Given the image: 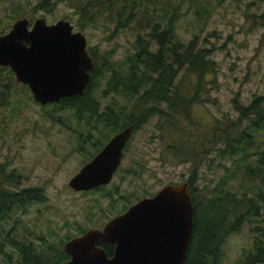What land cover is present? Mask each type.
<instances>
[{
  "label": "rangeland",
  "instance_id": "rangeland-1",
  "mask_svg": "<svg viewBox=\"0 0 264 264\" xmlns=\"http://www.w3.org/2000/svg\"><path fill=\"white\" fill-rule=\"evenodd\" d=\"M40 1L0 0V33L7 32L17 18L34 21L42 16L48 23L66 19L67 15L76 18L68 0H51L50 3H58L49 10H37ZM178 5L177 31L181 38L188 41L196 33L218 63L217 71L209 75L213 82L210 99L193 107L191 121L195 125L186 133L197 155L199 124L202 130L215 118L236 119L239 113L234 98L248 104L255 95L264 94V0H183ZM150 6L152 9L153 5ZM157 7H166L165 0L157 2ZM172 12L173 8L168 7L167 18ZM70 21L76 31H81ZM138 29L137 23L114 33V25L98 23L82 32L88 48L95 47L101 58L113 52L114 59L120 60L135 51ZM104 72V78L94 90L95 98L102 107L113 101L121 104L124 100L118 94L104 92L111 77L109 70ZM18 97L23 100L17 112L0 105V163L25 177L21 187H44L47 198L31 204L24 213L14 212L6 230L0 225V243H3L0 264H22L25 254L33 256L40 251L44 261L52 260L55 248L63 251L69 239L84 230L100 228L126 206L155 194L167 184L185 182L193 173V161L180 162L168 149L173 144V133L170 127H162L164 120L159 122L160 118L154 116L135 131L121 167L105 189L89 193L74 191L69 186L70 179L96 150L90 144L94 142L84 141L89 125L78 120L69 109L61 110L54 104L42 106L33 95L30 99L21 94ZM231 165V160L218 154L211 155L200 168L198 165L201 192L214 189ZM240 184L249 185L240 179L231 187ZM262 218L245 221L227 237L221 264H236L245 259V251L253 252L259 237L254 229L263 225Z\"/></svg>",
  "mask_w": 264,
  "mask_h": 264
},
{
  "label": "trees",
  "instance_id": "trees-1",
  "mask_svg": "<svg viewBox=\"0 0 264 264\" xmlns=\"http://www.w3.org/2000/svg\"><path fill=\"white\" fill-rule=\"evenodd\" d=\"M68 1L75 9L76 18L69 15L65 18L73 20L81 31L98 23L114 25V33L137 23L139 29L135 51L123 59H114L113 52L101 58L97 49L90 47L95 66L86 93L52 104L61 110L69 109L78 120H85L89 125L86 134L97 131L104 134V138L130 124L136 129L142 128L154 116L160 118L159 122L164 120L162 127H170L173 133V144L168 149L176 160L193 161L194 164L193 173L187 180L195 208V226L185 264H221L227 237L238 231L245 221L260 216H263V225L254 229L259 233L254 250L252 253L245 251V259L236 264L264 262V94L255 95L248 104L234 98L233 104L239 113L236 119L215 118L202 130L199 124V153L196 155L186 133L195 125L191 121L193 107L210 99L213 82L209 75L217 71L218 63L211 49L201 43L200 36L194 33L186 41L178 33L176 13L180 8L176 5L183 0H165L166 7L161 9L157 7L160 0ZM50 2L41 0L37 10H49L58 3ZM168 7H172L173 12L167 18ZM4 33L6 31L0 35ZM104 70L111 72L108 88L124 100L117 114L102 113L97 104L99 100L94 96V90L104 78ZM18 94L28 99L32 97L29 87L18 82L9 67L0 66V105L17 112L23 100ZM213 154L231 160L232 168L230 171L226 168L227 173L214 189L207 188L203 193L198 185V165L200 168ZM240 179L249 185L231 187ZM21 181V173L8 170L0 163V225L5 230L14 212L24 213L31 204L44 202L47 198L42 186L14 189ZM106 186L83 193L98 192ZM109 196L113 197V194ZM14 241L12 243L16 245ZM102 246L112 253L111 244L102 243ZM2 247L3 243H0V251ZM59 257H66L65 252L61 251ZM25 260L30 259L26 257Z\"/></svg>",
  "mask_w": 264,
  "mask_h": 264
},
{
  "label": "water",
  "instance_id": "water-1",
  "mask_svg": "<svg viewBox=\"0 0 264 264\" xmlns=\"http://www.w3.org/2000/svg\"><path fill=\"white\" fill-rule=\"evenodd\" d=\"M87 45L85 34L76 31L70 20L48 23L41 16L30 25L21 18L0 35V66L9 67L34 100L45 106L86 93L95 66ZM133 132L134 127L128 126L116 133L69 186L83 192L110 184ZM194 213L189 182L167 184L112 217L102 229L90 228L69 239L64 249L71 259L60 264H185ZM102 242L114 246L112 255Z\"/></svg>",
  "mask_w": 264,
  "mask_h": 264
},
{
  "label": "flooded vegetation",
  "instance_id": "flooded-vegetation-1",
  "mask_svg": "<svg viewBox=\"0 0 264 264\" xmlns=\"http://www.w3.org/2000/svg\"><path fill=\"white\" fill-rule=\"evenodd\" d=\"M19 19H21V18H19ZM28 19V18H27ZM18 20V19H17ZM29 21H30V25H32L33 24V20H30V19H28ZM16 21V20H15ZM12 27V26H11ZM87 49H88V51H89V53H90V55L92 56V58H93V60L95 59L94 58V56H93V54H92V50H91V48H88V46H87ZM95 61V60H94ZM92 72V71H91ZM113 90L112 89H106V90H104V92L105 93H107V92H112ZM97 104H99V106L101 107V112L102 113H107V114H117L118 113V111H119V107H121L120 106V103H118V102H115V101H113L112 103H109V104H106L104 107H102V105H101V102L99 101V102H97ZM115 106V107H114ZM128 126H133L134 127V132H133V134H132V136H131V138L129 139V141L127 142V144H126V146H125V148H124V150H123V158H124V155H125V152L127 151V149L129 148V145H130V143H131V141H132V137H133V135H134V133H135V131L136 130H138V129H140V128H138V129H136V126L134 125V124H130V125H128ZM128 126H126V127H128ZM126 127H124V128H126ZM123 128V129H124ZM122 130V129H121ZM121 130H119V131H121ZM119 131H117V132H115V133H113L109 138H104L105 137V135L104 134H100V133H97V134H86V138L84 139V141L87 143L88 141H92V142H94V144L93 143H90L93 147H95V149H97V150H95V154L92 156V158L89 160V161H91L92 159H93V157L95 156V155H97L104 147H105V145L110 141V139L116 134V133H118ZM103 140V141H102ZM88 161V162H89ZM88 162H86V163H88ZM85 163V164H86ZM84 164V165H85ZM122 164V163H121ZM83 165V166H84ZM82 166V167H83ZM120 167H121V165H120ZM119 167V168H120ZM9 169V168H8ZM81 169V168H80ZM119 170V169H118ZM117 170V171H118ZM22 175V174H21ZM24 180H25V177L22 175V181H21V183H20V185L18 186L19 187V189H21V190H24V189H26L27 187H21V185L23 184V182H24ZM187 182H189L188 180H186ZM93 190V189H92ZM88 191H91V190H88ZM83 192H86V191H83ZM154 195V194H153ZM150 196H152V195H150ZM132 205V204H131ZM130 205V206H131ZM129 206V207H130ZM128 207V208H129ZM127 208V209H128ZM127 209H125L124 211H126ZM123 211V212H124ZM122 212V213H123ZM121 214V213H120ZM109 221V220H108ZM107 223V222H106ZM105 223V224H106ZM104 224V225H105ZM104 225L103 226H101L100 228L102 229L103 227H104ZM88 230V229H87ZM87 230H85V231H87ZM84 231V232H85ZM84 232H81V234H83ZM81 234H79V235H81ZM78 236V235H77ZM102 243H109V242H102ZM102 243L100 244L101 246H102ZM110 244V243H109ZM65 245V244H64ZM112 245V244H111ZM113 246V245H112ZM29 248H31L30 246H28ZM58 251L59 250H56V248H55V252L56 253H54L53 254V256H52V260H49V261H44L41 257H42V255L40 254V252H37V253H35L33 256H31V255H27V254H25L24 255V257H23V259H22V261H21V263L22 264H30V263H37V264H60V263H64V262H68L70 259H71V257L65 252V249H64V247H63V251L65 252V254H66V257H64V258H62V257H59L60 256V252L61 251H59V253H58ZM113 251H114V246H113V249H112V253H113ZM112 253L111 254H109V255H112ZM58 254V255H57ZM28 258V259H30L28 262H26V260H25V258ZM58 257V258H57Z\"/></svg>",
  "mask_w": 264,
  "mask_h": 264
}]
</instances>
